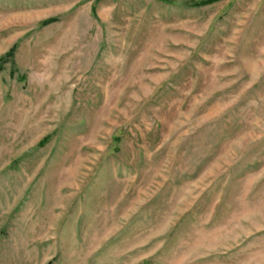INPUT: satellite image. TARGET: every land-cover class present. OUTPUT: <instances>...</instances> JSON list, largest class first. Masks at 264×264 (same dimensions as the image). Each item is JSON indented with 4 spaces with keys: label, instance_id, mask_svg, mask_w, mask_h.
Segmentation results:
<instances>
[{
    "label": "rangeland",
    "instance_id": "rangeland-1",
    "mask_svg": "<svg viewBox=\"0 0 264 264\" xmlns=\"http://www.w3.org/2000/svg\"><path fill=\"white\" fill-rule=\"evenodd\" d=\"M264 264V0H0V264Z\"/></svg>",
    "mask_w": 264,
    "mask_h": 264
},
{
    "label": "trees",
    "instance_id": "trees-1",
    "mask_svg": "<svg viewBox=\"0 0 264 264\" xmlns=\"http://www.w3.org/2000/svg\"><path fill=\"white\" fill-rule=\"evenodd\" d=\"M48 264H51V262H49Z\"/></svg>",
    "mask_w": 264,
    "mask_h": 264
}]
</instances>
